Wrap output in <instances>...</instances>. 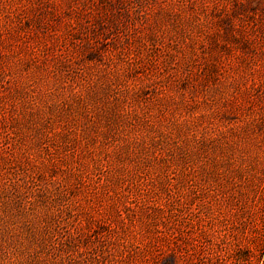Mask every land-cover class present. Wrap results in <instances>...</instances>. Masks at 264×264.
Instances as JSON below:
<instances>
[{"label": "rangeland", "instance_id": "obj_1", "mask_svg": "<svg viewBox=\"0 0 264 264\" xmlns=\"http://www.w3.org/2000/svg\"><path fill=\"white\" fill-rule=\"evenodd\" d=\"M0 264H264V0H0Z\"/></svg>", "mask_w": 264, "mask_h": 264}, {"label": "trees", "instance_id": "obj_2", "mask_svg": "<svg viewBox=\"0 0 264 264\" xmlns=\"http://www.w3.org/2000/svg\"><path fill=\"white\" fill-rule=\"evenodd\" d=\"M239 255H237L238 257H240L241 259H245L243 255H241L240 253H238Z\"/></svg>", "mask_w": 264, "mask_h": 264}]
</instances>
